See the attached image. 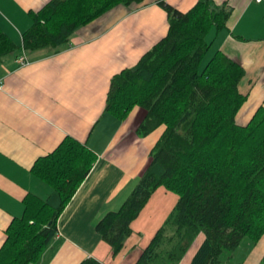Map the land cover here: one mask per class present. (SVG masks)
Segmentation results:
<instances>
[{"label": "trees", "instance_id": "1", "mask_svg": "<svg viewBox=\"0 0 264 264\" xmlns=\"http://www.w3.org/2000/svg\"><path fill=\"white\" fill-rule=\"evenodd\" d=\"M141 1L48 0L30 11L33 23L23 32V45L0 26V58L22 47L63 48L78 27L117 4ZM158 3L169 16V31L135 64L112 75L106 109L124 119L140 105L146 111L138 135L163 129L133 191L95 228L114 255L122 253L132 223L163 188L176 194L177 203L133 264H178L198 237L202 242L190 264H220L246 236L254 246L264 234V106L251 121L239 123L248 97L240 89L246 67L219 48L202 64L213 45L211 29L221 30L233 15L229 1L197 0L188 10L168 0ZM96 160L87 144L67 135L35 161L34 173L59 193L60 202L54 206L29 191L24 212L6 229L0 264L39 261ZM77 264L105 263L90 255Z\"/></svg>", "mask_w": 264, "mask_h": 264}, {"label": "crops", "instance_id": "2", "mask_svg": "<svg viewBox=\"0 0 264 264\" xmlns=\"http://www.w3.org/2000/svg\"><path fill=\"white\" fill-rule=\"evenodd\" d=\"M47 1L0 0V26L23 45V32L33 23L30 11ZM168 1L180 10L197 3ZM216 1H229L233 15L221 30L214 27L208 38L212 47L246 67L240 89L248 97L237 115L245 124L264 106V0ZM168 17L158 0L120 3L78 27L63 48L22 47L0 58V246L12 219L24 212L29 191L59 204V195L58 204H53L57 192L32 168L70 135L96 152L97 160L60 214L56 237L32 264H77L90 255L105 264H133L140 257L177 196L163 188L154 193L132 223L134 231L122 253L114 255L96 231L97 221L120 208L133 191L163 129L138 135L136 127L146 110L136 106L126 118L118 119L106 109L107 95L112 75L136 63L167 34ZM23 52L29 61L24 65L19 61ZM193 253L178 264H190ZM263 260L264 234L238 262L262 264Z\"/></svg>", "mask_w": 264, "mask_h": 264}, {"label": "rangeland", "instance_id": "3", "mask_svg": "<svg viewBox=\"0 0 264 264\" xmlns=\"http://www.w3.org/2000/svg\"><path fill=\"white\" fill-rule=\"evenodd\" d=\"M214 29V28H213ZM212 30V29H211ZM212 34V33H211ZM211 34H208V37H210V35ZM215 50V48L214 47H212L210 50H209V53H208V55L207 56H205V58H204V60H203V62H202V64H204L208 59H209V57L212 55V53H213V51ZM135 64V63H134ZM133 65V64H132ZM136 106H140V105H136ZM136 106H134L133 107V109L136 107ZM142 107V106H141ZM133 109H132V111H133ZM131 113V112H130ZM130 113L128 114V115H130ZM239 121H243L242 119H238ZM238 121V122H239ZM170 193L174 196V195H176V194H173L172 193V191H170ZM56 195H57V199L54 201V199H53V204H58L59 202V200H58V193H56ZM55 195V196H56ZM171 198V197H170ZM176 200H177V198H176ZM175 200V203H177V201ZM58 202V203H57ZM173 206H175V204H173ZM168 216H169V214H168ZM167 218V217H166ZM165 218V219H166ZM146 231V230H145ZM144 231V232H145ZM252 239L251 238H249V237H245V239L243 240V242H242V244L239 246V248H238V250H237V254H235L234 256H231V258H229V259H227V256L226 255H224V259L225 260H227V261H229V263L226 261V264H237L238 263V261H239V257H241V255L242 254H244V252L249 248V247H252L251 245H252V241H251ZM202 242V239H201V237H198V238H196V241L195 242H193L192 243V245L190 246V249L188 250V253L186 254V256L187 257H189L190 255H191V252H194L195 251V249L198 247V245H199V243H201ZM186 256H184V257H186ZM235 262V263H234Z\"/></svg>", "mask_w": 264, "mask_h": 264}, {"label": "built area", "instance_id": "4", "mask_svg": "<svg viewBox=\"0 0 264 264\" xmlns=\"http://www.w3.org/2000/svg\"><path fill=\"white\" fill-rule=\"evenodd\" d=\"M260 1V0H259ZM19 61L21 62L22 65L26 64L28 61V58L26 56V52L22 53V56H19ZM0 87H2V79L0 76Z\"/></svg>", "mask_w": 264, "mask_h": 264}]
</instances>
